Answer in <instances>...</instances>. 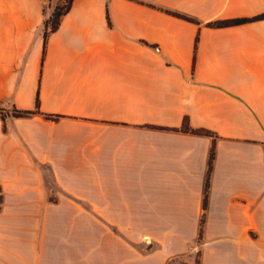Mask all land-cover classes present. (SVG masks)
Masks as SVG:
<instances>
[{
	"label": "crops",
	"instance_id": "crops-1",
	"mask_svg": "<svg viewBox=\"0 0 264 264\" xmlns=\"http://www.w3.org/2000/svg\"><path fill=\"white\" fill-rule=\"evenodd\" d=\"M60 2L0 0V106L61 116L0 117V264H264V20L205 26L264 0H73L43 53Z\"/></svg>",
	"mask_w": 264,
	"mask_h": 264
},
{
	"label": "trees",
	"instance_id": "trees-1",
	"mask_svg": "<svg viewBox=\"0 0 264 264\" xmlns=\"http://www.w3.org/2000/svg\"><path fill=\"white\" fill-rule=\"evenodd\" d=\"M72 1L73 0H65L63 3V0H61V2L54 8L50 18L47 21H45L44 29H43V53L46 50V45H47V40H48L49 35L51 33L55 32L59 28L62 17L65 14H67V12H69V10L71 8ZM159 10L162 11L163 13L171 16V17L183 20L185 22L193 23V24H199V22H197L195 19L188 17V16H185V15H182L180 13L170 11V10H165V9H159ZM260 20H264V13H262L261 15H258L256 17H253V18L211 21V22L206 23L205 26L208 28H227V27L238 26V25L251 23V22H255V21H260ZM144 44L146 46L151 47V48H157L156 45H151V44H148L146 42H144ZM196 44H197V38L195 41V46H196ZM0 111H1V106H0ZM34 115H42L45 119L51 120V121H58L61 118V116H59V115H48V114L40 113L38 99H36V108L33 111H23V110H18L15 107H11L6 116H4L0 113V117L3 121L5 120L6 117L29 118V117H32ZM157 128L161 129V130L163 129L162 127H157ZM179 131L183 132V133L198 135V136L210 137L212 139L213 144H212V148L210 150V154H209V158H208V168H207V173H206V178H205L204 200H203V207L205 209L206 205H207V196H208L210 175H211V171H212L213 160L215 157L214 144H215V141H216L218 136L214 132L207 130V129L192 128L189 124L187 117H184L182 125L179 128ZM203 220H204V218L202 217L201 226L203 224ZM195 264H199L198 258L195 261Z\"/></svg>",
	"mask_w": 264,
	"mask_h": 264
},
{
	"label": "rangeland",
	"instance_id": "rangeland-1",
	"mask_svg": "<svg viewBox=\"0 0 264 264\" xmlns=\"http://www.w3.org/2000/svg\"><path fill=\"white\" fill-rule=\"evenodd\" d=\"M64 1H65V0H63V3H64ZM8 111H9V109H6L5 107L1 106V111H0V113H1L2 115L6 116L7 113H8ZM46 181H47V183L49 184V186H51V187L54 186L52 175H50V174L46 175ZM49 200H50L51 202H55V201H56L55 197H53V196H51V197L49 198ZM53 225H56V224L53 223ZM194 254L196 255V256H195V261H196L197 258H198V253L194 252ZM175 261H176V263H172V262H171V263H169V264H182V261H181V262H179V261H177V260H175Z\"/></svg>",
	"mask_w": 264,
	"mask_h": 264
},
{
	"label": "built area",
	"instance_id": "built-area-1",
	"mask_svg": "<svg viewBox=\"0 0 264 264\" xmlns=\"http://www.w3.org/2000/svg\"><path fill=\"white\" fill-rule=\"evenodd\" d=\"M194 252H196V253H197V252H198V250L195 248V249H194Z\"/></svg>",
	"mask_w": 264,
	"mask_h": 264
}]
</instances>
